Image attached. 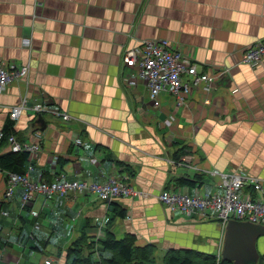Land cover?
<instances>
[{
	"label": "crops",
	"instance_id": "0c3cea01",
	"mask_svg": "<svg viewBox=\"0 0 264 264\" xmlns=\"http://www.w3.org/2000/svg\"><path fill=\"white\" fill-rule=\"evenodd\" d=\"M158 38L180 46L202 72L229 73L211 90L200 85L182 104L166 96L155 108L125 56L142 40ZM260 39L264 0H0V62L30 68L0 93V131L12 124L19 140H35V114L10 117L23 100L44 99L70 115L38 114L47 125L37 129L43 149L31 160L32 176L103 184L119 172L142 192L111 201L70 192L53 208L38 195L24 207L21 186L5 196L0 170V264H66V249L83 232L97 240L107 229L120 238L136 234L139 247L154 244L157 264L171 249L221 257L224 228L214 215L173 213L158 196L211 194L214 170L242 169L264 180V66L241 61ZM128 78L136 83L128 85ZM9 151L0 146V155ZM197 176L196 187L178 182ZM243 194L262 195L252 185Z\"/></svg>",
	"mask_w": 264,
	"mask_h": 264
},
{
	"label": "built area",
	"instance_id": "2783aa9c",
	"mask_svg": "<svg viewBox=\"0 0 264 264\" xmlns=\"http://www.w3.org/2000/svg\"><path fill=\"white\" fill-rule=\"evenodd\" d=\"M127 66L137 70V77L143 81L148 90V97L151 104L158 108L162 106L166 96H173L176 104H182L184 97L198 89L200 85H205L211 90L221 76L229 73L228 68H217L209 72H202L193 61L192 57L185 53L179 46L174 45L165 38L146 39L127 51L125 56ZM241 61L252 66H264V39L257 40L243 50ZM30 71L29 66L9 65L7 62H0V93H4L15 81L24 78ZM128 85H133L136 80L126 79ZM29 110L33 114H43L53 112L56 116L64 120L70 118L68 113H61L46 103H29L26 100L20 105L11 108L10 117L17 121L24 111ZM166 123L171 124L172 119H167ZM34 141L20 142L16 135L9 136V145L14 151H27L30 154V162L25 173L4 171L7 177L5 196L11 197L16 193L17 187L24 190L22 202L24 207H33L36 196L45 197V205L53 208V201L59 197H65L70 192L80 194H95L100 200L111 201L117 197L140 196L142 192L126 182V177L119 172H114L108 180L101 184L97 182H87L78 180H68L64 176H58L49 181L40 176L35 179L32 171L35 166L32 158L38 155L42 147V131H37ZM5 137V131H0V143ZM56 162V160H55ZM97 159L93 158L92 163L96 164ZM76 174L82 170L79 161L73 166ZM218 178L214 191L211 194L197 193L195 195L179 193L174 190H165L158 196L159 200L165 204L173 213L185 214L187 216L198 215L206 217L214 215L220 221L223 228L231 219L238 221L249 220L255 223H264V180L251 175L250 173L238 169L231 173L219 170L210 172ZM247 185H252L256 191L262 193L261 196L252 197L250 194H243ZM79 215L81 211L78 212ZM34 217H39V212L31 210ZM39 228V222L36 223ZM50 261L47 262L49 264Z\"/></svg>",
	"mask_w": 264,
	"mask_h": 264
},
{
	"label": "trees",
	"instance_id": "16d2710c",
	"mask_svg": "<svg viewBox=\"0 0 264 264\" xmlns=\"http://www.w3.org/2000/svg\"><path fill=\"white\" fill-rule=\"evenodd\" d=\"M41 115L35 114V127L43 129L47 123L40 120ZM43 119V118H42ZM5 137L0 146L9 145V136L15 134L12 124L7 125L4 130ZM33 132V133H34ZM17 137V136H16ZM19 140V138L17 137ZM24 143L26 141H21ZM30 161L27 151H11L0 155V170L7 172L25 173ZM124 176V175H123ZM125 177V176H124ZM201 176L194 179L182 177L178 179L181 185L196 187ZM103 201V200H102ZM115 211L119 216H125V211L115 205ZM137 235L126 234L120 238L111 230H106L97 240H91L86 233L77 238L73 244L66 249V264H157L156 246L150 244L144 247L136 245ZM163 264H233L231 261L209 253L196 252L187 249H171L163 258ZM259 264H264V254H261Z\"/></svg>",
	"mask_w": 264,
	"mask_h": 264
},
{
	"label": "water",
	"instance_id": "95a60500",
	"mask_svg": "<svg viewBox=\"0 0 264 264\" xmlns=\"http://www.w3.org/2000/svg\"><path fill=\"white\" fill-rule=\"evenodd\" d=\"M261 237H264V223L231 219L224 228L220 256L233 264H259Z\"/></svg>",
	"mask_w": 264,
	"mask_h": 264
},
{
	"label": "rangeland",
	"instance_id": "374dc122",
	"mask_svg": "<svg viewBox=\"0 0 264 264\" xmlns=\"http://www.w3.org/2000/svg\"><path fill=\"white\" fill-rule=\"evenodd\" d=\"M10 146V145H9ZM262 242H264V239H263V237H261L260 239H259V245H258V247H259V251H260V253L261 254H264V252H263V245H262Z\"/></svg>",
	"mask_w": 264,
	"mask_h": 264
}]
</instances>
